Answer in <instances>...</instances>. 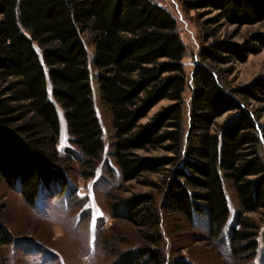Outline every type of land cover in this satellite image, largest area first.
<instances>
[{
  "label": "trees",
  "instance_id": "obj_1",
  "mask_svg": "<svg viewBox=\"0 0 264 264\" xmlns=\"http://www.w3.org/2000/svg\"><path fill=\"white\" fill-rule=\"evenodd\" d=\"M181 3L186 11L209 16L192 77L187 131L185 49L175 19L164 8L151 0H0V181L31 203L68 189V162L75 154L62 157L56 150V105L80 155L78 174L95 175L104 143L85 35L100 101L110 115L112 158L121 183L142 180L154 187L145 175L166 172L158 201L148 193L111 200L113 217L135 228L142 241L120 252L116 264L165 263L160 212L180 215L189 225L195 216L205 217L210 239L219 237L228 218L225 182L239 206L229 231L233 256L245 263L256 255L260 223L247 214L264 210V125L249 102H264V76L232 88L223 80L234 64L264 49V33L251 34L246 43L233 41L243 27L264 23V0ZM224 26L235 30L217 38ZM162 101L171 104L142 123ZM158 148L174 156L138 154ZM1 239L8 235L0 228ZM121 240L107 250L118 252Z\"/></svg>",
  "mask_w": 264,
  "mask_h": 264
},
{
  "label": "rangeland",
  "instance_id": "obj_2",
  "mask_svg": "<svg viewBox=\"0 0 264 264\" xmlns=\"http://www.w3.org/2000/svg\"><path fill=\"white\" fill-rule=\"evenodd\" d=\"M151 1L164 8L175 19L185 49L181 63L187 85L182 96V115L183 128L187 131L193 94L192 77L200 61L198 55L205 38L204 22L209 16L202 17L200 10L186 11L181 0ZM234 30V26H224L218 30L216 37L224 38ZM255 32L264 33V23L243 27L233 41L249 42L250 35ZM82 39L88 54L93 105L102 129L104 150L101 159L93 177L84 178L78 174L80 155L70 143L63 112L56 105L59 119L56 150L62 157H66L68 151L75 154V160L68 162V189L65 193L52 196L41 195L31 203L22 196L19 189H11L4 181H0V228L8 235V240L0 241V264H116L120 252L136 248L142 241L135 228L124 220L113 217L111 200L138 193L153 194L156 201L161 198L166 175L163 170L161 173L147 174L143 178L155 184L154 187L142 184V180L121 183L112 158L111 145L114 140L110 115L100 101L96 72L92 67L93 49L88 43L87 35ZM261 76H264V49L256 55H249L246 62L234 64V72L224 78L223 83L227 88L244 86ZM47 92L52 100L49 82ZM170 104L169 101L160 102L142 123ZM249 108L257 111L260 115L259 124L264 125V102L251 101ZM224 118L225 116L218 119V123ZM138 154L169 158L174 156L163 148ZM262 157L264 159V146ZM224 191L228 218L217 238L210 239L205 217L195 216L189 225L180 215L165 217L160 212V246L165 258L164 264H264V210L247 214L257 224L260 223L256 255L250 261L238 263L231 250L229 231L235 222L239 206L227 182L224 183ZM119 239L123 243L119 245L118 252H114L115 249L107 250L111 244L116 246Z\"/></svg>",
  "mask_w": 264,
  "mask_h": 264
}]
</instances>
